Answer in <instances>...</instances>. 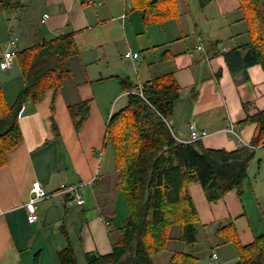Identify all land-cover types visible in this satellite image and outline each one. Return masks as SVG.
<instances>
[{"label": "crops", "instance_id": "1", "mask_svg": "<svg viewBox=\"0 0 264 264\" xmlns=\"http://www.w3.org/2000/svg\"><path fill=\"white\" fill-rule=\"evenodd\" d=\"M31 1L38 8L34 17ZM154 1L20 0L18 9L0 13V62L13 41L18 51L19 43L24 49L73 32L78 48L63 90L26 104L19 115L23 141L0 168V264H59L58 252L69 245L79 264H88V254L112 252L118 229L130 216L107 141L110 118L128 101L120 79L142 86L174 76L180 91L168 124L177 140H188L197 130L208 134L201 140L207 148H244L224 131L233 125L252 144L256 125L241 122L264 110V70L252 65L234 73L226 59L250 43L240 0H216L204 9L198 0H164L150 7ZM169 1L177 14L160 8ZM45 14L49 17L43 22ZM128 52L138 57L128 59ZM23 84L15 63L9 70L0 68V87L10 103ZM81 102L90 103L91 113L76 131L69 108ZM253 151L241 197L234 190L209 203L200 184L190 186L200 217L199 240L187 246L178 239L180 228L173 227L171 241L153 257L154 264H170L176 253L190 254L197 264L238 262L237 249L222 228L234 224L243 246L264 231V148ZM35 182L53 196L38 203L37 221L31 224L26 205ZM71 187H78L83 205L67 191Z\"/></svg>", "mask_w": 264, "mask_h": 264}, {"label": "trees", "instance_id": "2", "mask_svg": "<svg viewBox=\"0 0 264 264\" xmlns=\"http://www.w3.org/2000/svg\"><path fill=\"white\" fill-rule=\"evenodd\" d=\"M162 1L155 0L149 6L159 7ZM215 1L198 0L201 9ZM240 4L249 25L250 43L227 54V62L234 73L252 65L264 70V0H240ZM19 6L20 0H0V13ZM145 19L151 20L146 14ZM77 55L73 32L44 38L16 51L14 63L21 70L24 84L13 103L0 87V168L8 163V153L23 141L19 124L23 107L41 102L49 91L61 92L71 75L69 60ZM119 83L123 93L128 92V101L110 118L107 141L114 150L117 189L130 216L118 229L119 240L113 243L112 252L106 256L88 254L87 262L154 264L153 257L165 251L171 241L173 227L180 228L178 239L185 245L192 246L199 240L200 217L190 186L200 184L209 203L221 201L234 190L241 197L254 151L247 147L212 149L201 140L184 144L177 140L168 124L180 91L173 75L142 86L127 78ZM69 113L79 131L90 116L91 105L81 102L70 107ZM241 124L256 125L253 145L264 142V110ZM222 231L226 241L237 249L239 260L235 264H264V231L246 246L240 243L234 224ZM77 259L71 245L58 252L59 264H79ZM170 264H197V260L190 254L176 253Z\"/></svg>", "mask_w": 264, "mask_h": 264}, {"label": "built area", "instance_id": "3", "mask_svg": "<svg viewBox=\"0 0 264 264\" xmlns=\"http://www.w3.org/2000/svg\"><path fill=\"white\" fill-rule=\"evenodd\" d=\"M49 17L48 14L44 15L43 18V22L46 21V19ZM11 46H13V49L6 52L4 54V56L2 57V60L0 62V68L3 70H9L13 67L14 65V61L16 58V41L11 42ZM201 49V48H200ZM125 57L128 59H136L138 57V54H134L132 52H128L127 54H125ZM142 96V94H141ZM224 131L230 135L236 136L237 138L240 139V141L242 142L244 147H247L251 150H256L258 148H264V142L260 145H253L250 143L245 142L241 136L239 135V133L237 132V130L235 129V127L233 125H229L226 129H224ZM208 136V134L206 132H199L197 130L193 131L191 133V138L188 140H179L180 142L184 143H191V142H195V141H199V140H203L204 138H206ZM31 199L29 201V203L26 205V208L29 212L28 215V222L33 224L37 221V210H38V203L41 202L42 200L51 198L53 195L49 193V191H47L39 182H35L32 185L31 188ZM68 192L72 193L74 200L76 201V203L78 205H83L84 204V200H83V196L82 194L79 192L78 187H71L67 189ZM217 255L213 254L212 256V260L216 261Z\"/></svg>", "mask_w": 264, "mask_h": 264}, {"label": "rangeland", "instance_id": "4", "mask_svg": "<svg viewBox=\"0 0 264 264\" xmlns=\"http://www.w3.org/2000/svg\"><path fill=\"white\" fill-rule=\"evenodd\" d=\"M194 1L197 2V0H194ZM28 4L30 6L29 10H31L30 12H31V14L34 17L35 15H37V12H38V8L36 7L37 3L34 2V1H31V2H28ZM160 8L170 10L171 13H173V15L178 13L177 12V7H176V5H175V3L173 1H169V6L168 7H167V5L162 4L160 6ZM170 15H172V14H170ZM10 46H11V43H10ZM19 48L20 49L23 48V43H19ZM12 49H13V46L10 47V50H12ZM121 105H124V101L121 103ZM117 111H119V110H117Z\"/></svg>", "mask_w": 264, "mask_h": 264}]
</instances>
